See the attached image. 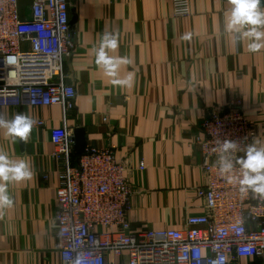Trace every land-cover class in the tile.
<instances>
[{
  "label": "crops",
  "instance_id": "1",
  "mask_svg": "<svg viewBox=\"0 0 264 264\" xmlns=\"http://www.w3.org/2000/svg\"><path fill=\"white\" fill-rule=\"evenodd\" d=\"M67 1L70 19L73 10L77 21L62 70L75 90L74 108L64 114L59 105L29 106L25 99L0 106L8 120L21 113L45 120L32 127L26 144L0 129V151L28 161L32 171L31 179L7 184L13 206L0 210V264H61L55 223L60 159L51 156L53 126L65 123L72 131L82 125L86 145L115 147L129 168V219L137 231L181 227L189 214L204 210L197 188L205 176L195 138L204 134L201 121L211 111H224L239 98L253 122V144L264 146V49L249 52L247 41L225 32L229 0H190L185 17L173 16L171 0ZM105 33L118 42L116 49H105L107 56L131 61L120 64L116 76L97 63ZM130 74V85L114 83ZM77 155L72 153V163ZM122 257L128 259L127 252ZM232 264L262 259L241 257Z\"/></svg>",
  "mask_w": 264,
  "mask_h": 264
},
{
  "label": "built area",
  "instance_id": "2",
  "mask_svg": "<svg viewBox=\"0 0 264 264\" xmlns=\"http://www.w3.org/2000/svg\"><path fill=\"white\" fill-rule=\"evenodd\" d=\"M171 6L175 17L191 14L190 0H171ZM69 21L67 0H0V106L25 99L29 106L59 105L64 114L74 108L75 90L62 70L73 46ZM29 117L33 126L45 124ZM201 129L195 142L205 176L197 188L204 210L189 214L181 227L137 231L129 219V168L115 147L86 145L72 163V131L65 123L51 127V156L60 159L55 223L61 264H232L255 256L264 264V200L251 193L242 198L239 185L221 176L217 152L224 140L236 141L239 173L235 159L256 138L252 119L233 98L226 110L207 114ZM109 252L120 258L111 259Z\"/></svg>",
  "mask_w": 264,
  "mask_h": 264
},
{
  "label": "clouds",
  "instance_id": "3",
  "mask_svg": "<svg viewBox=\"0 0 264 264\" xmlns=\"http://www.w3.org/2000/svg\"><path fill=\"white\" fill-rule=\"evenodd\" d=\"M232 5L230 14H225L224 30L233 34L237 42L247 41L249 52H258L264 49V6L262 0H229ZM186 39L189 36L185 37ZM117 38L105 33L97 52V63L111 75H117L120 64L130 63L127 59H113L107 56L105 49H116ZM131 74L125 79L114 80L120 85H130ZM35 121L25 114H17L13 119L8 120L0 114V129H5V135L13 140L19 139L27 143ZM238 148L237 142L224 140L218 147V164L221 176L228 183L238 184L242 198L249 193L253 198L264 200V146L257 147L249 145L243 157L235 159L239 164V173L235 172L233 154ZM32 171L26 160H12L9 156L0 151V210L11 208L13 199L7 191V184L10 182H21L31 179Z\"/></svg>",
  "mask_w": 264,
  "mask_h": 264
},
{
  "label": "water",
  "instance_id": "4",
  "mask_svg": "<svg viewBox=\"0 0 264 264\" xmlns=\"http://www.w3.org/2000/svg\"><path fill=\"white\" fill-rule=\"evenodd\" d=\"M262 5H264V0H262ZM71 19L69 21L70 30L73 28L75 21H77V15L71 10ZM73 138V150L77 154L84 152L86 147V132L85 127L82 125L74 126L72 129Z\"/></svg>",
  "mask_w": 264,
  "mask_h": 264
},
{
  "label": "rangeland",
  "instance_id": "5",
  "mask_svg": "<svg viewBox=\"0 0 264 264\" xmlns=\"http://www.w3.org/2000/svg\"><path fill=\"white\" fill-rule=\"evenodd\" d=\"M23 0H20V2H22Z\"/></svg>",
  "mask_w": 264,
  "mask_h": 264
}]
</instances>
